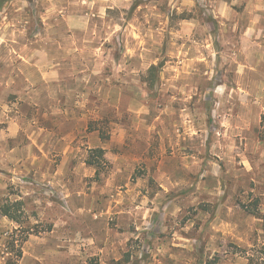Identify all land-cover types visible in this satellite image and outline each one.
<instances>
[{
    "label": "rangeland",
    "instance_id": "374dc122",
    "mask_svg": "<svg viewBox=\"0 0 264 264\" xmlns=\"http://www.w3.org/2000/svg\"><path fill=\"white\" fill-rule=\"evenodd\" d=\"M86 1H65L73 16L84 20L83 27L76 23L77 41L66 46L100 52L77 59L88 66L94 63L93 76L99 80L87 88L91 103L81 116L87 112L92 119L81 121V127L99 133L98 142L107 150L104 158L96 159L99 167L90 165L101 148L89 137L73 135L71 110L76 105L68 101L73 90L43 87L29 63L9 50L0 53V168H12L5 174L8 190L0 197V214L4 216L5 208L17 218L7 217L10 224L0 231V264H264V221L259 217L264 215V113L252 121L245 137L233 136L217 121L219 116L213 117L217 106L204 91L212 78L214 85L221 81V73H213L216 51H223V70H236L235 51L254 49L243 46L234 22L256 16L264 20V0H115L118 4L111 3L114 7L108 10ZM20 7L17 0L0 12V37L20 41L27 36L30 45L39 47L37 37L66 29L67 21L58 17L67 15L63 11L53 20L43 19L48 6L42 0L25 12ZM133 53L140 55L139 62L132 60ZM34 54L26 60L33 61ZM195 58V70L201 73L195 82L202 91L189 107L208 133L191 139L190 147L180 152L185 156L177 154L170 161L171 168L160 169L133 161L143 157L146 147L140 142L148 139L137 131V152L132 143L125 153L129 166L119 167L113 138L117 123L132 128L135 111L146 117L164 114L167 105L177 103L165 85L167 63L179 67ZM152 64L159 69L153 74L148 69ZM234 74L225 80L234 83ZM235 107L227 112L234 115ZM120 114L125 117L118 121ZM144 120L135 127L147 130ZM151 144L153 158L163 159L168 138L153 134ZM68 157L61 178L54 176ZM164 173L170 179H161ZM161 185L169 190L162 206L177 201L178 208L160 207L163 215L140 217L138 230L131 218L119 216L116 205L124 196L147 203L163 192ZM64 192L88 195L90 205L97 200L98 206L107 204L115 211L95 218L83 233L64 228L54 233V210L67 206Z\"/></svg>",
    "mask_w": 264,
    "mask_h": 264
},
{
    "label": "crops",
    "instance_id": "0c3cea01",
    "mask_svg": "<svg viewBox=\"0 0 264 264\" xmlns=\"http://www.w3.org/2000/svg\"><path fill=\"white\" fill-rule=\"evenodd\" d=\"M15 1L17 0H12L9 4H7V6L10 4L13 5ZM42 1H44L48 6L46 8L48 16L44 15L45 17L43 19L45 21L49 19L53 20L57 12L63 11L67 15L58 17H62L65 21H67L65 24L66 29L64 28L61 31H58L57 34H50V31H48L46 35L37 37L35 42L39 45V47L30 45L28 43L27 36L26 38L24 36L20 41L12 38L11 36L10 38L0 37V53L5 49L9 50L12 54H15V56H19L26 61V63H29L31 67L35 69L38 79L43 87H49L51 84L52 86H58L61 89H72L73 91L70 97H68V101L71 99L76 105L74 109L72 108L71 110L75 113L74 120L71 118L72 123H74V130H72L73 135L76 138L77 136L91 138L90 141L92 144H94L95 147L98 146V148H101L105 152V150H107V145L102 144L101 141L98 142L99 133L96 134L95 132H89L87 126L85 128L81 127V121L85 120L87 124L92 119V116L89 115V113L86 112L81 116V112L83 107H87L91 103L90 96L92 93L88 91L87 88H92L95 84H97L96 81H99L93 76V74L97 73V71L94 70L95 64L92 63L88 66L85 62H82V60L77 61L78 58L84 59L92 56V54L98 57L100 56V52L93 50L92 48L85 49L74 46H66V43L68 42L75 43L77 41L78 33L80 32H78V26L76 23L78 21L79 25L83 27L84 20H79L73 16L74 14L71 12V8L69 6L66 7V0ZM21 2L22 7H20L19 11H27L31 4L27 0H21ZM85 2L87 3L86 0ZM95 2L98 3L100 8L107 10L114 7L111 3H114V5L118 4L115 0H93V3ZM235 21H237L234 22L237 24L235 29L239 32L240 40L242 41L243 46H245V44H251L254 46V49L251 52H246L244 48L235 51L234 57L236 58V64L238 65L236 70H234V68H232V70L224 68L223 70L221 68L222 62L220 64L221 58L223 57V51H216V62H214L213 73L215 75L221 73V81L215 83L214 85V82H212L214 78H212L204 91H207L208 97H210L213 103L217 106L213 117L219 116L218 119L216 118L217 121L221 120V124L226 127L229 134L233 136L236 135L245 137L247 135V130L252 129V121L254 119L258 120L264 113V71L260 69L261 66L264 65V20H260V16H256L255 20ZM217 22L222 25L226 24V20H218ZM240 26H243L244 28L240 29ZM50 46H53L55 49L50 50ZM30 53L32 55L35 53L33 61H27L25 58ZM248 56L250 58H248ZM37 57H40V60L37 59ZM45 57H47L48 61L46 64L44 63ZM131 57L132 60L139 62V54L133 53ZM197 61H199L198 58L187 59L184 60L183 63H180L179 67L169 65V63H167L168 65L165 67L166 71H170L168 73V80H165V85L170 89V91L174 92L170 94L171 96L177 97L176 100L178 104H172L171 102L172 105H167L166 112L162 115L154 114L153 116L146 117L145 112L140 113L135 111L134 114L130 116L133 126L132 128L129 125L126 126L124 124L120 125L117 123L118 128L116 129V132H114L113 138L116 139V161L119 167L127 168L129 166L125 164L129 162L128 158L125 157V153L128 152L132 143L134 144L132 151L137 152V140L135 139L137 131H140L141 135L148 139H144L140 142L141 145L145 144L146 147L144 153L142 154L143 157H136L133 161H135V163L137 161H145L150 167L160 169H167V167L171 168L172 162L170 161H173L177 154L180 155L181 151L190 147L189 141L191 139L195 138L196 140H199V138L208 133L201 127L200 120L194 116V113L189 107L202 91L199 84L195 82V78L198 75H201L200 72H196L195 70L198 65ZM76 62L81 64L76 65ZM25 65L26 66L24 67L28 68L27 64ZM50 65L51 67H48ZM153 66L156 65L152 64V66H149L148 69ZM98 68L99 65L97 64L96 69ZM231 72H236V74H234L236 77L234 83L227 82V80H225ZM25 81H28V78H26ZM76 88L83 90H81V92H74ZM229 90L232 92L231 95L228 93ZM198 100H200V98ZM108 101L109 100H107L106 103ZM175 105L179 106L176 107ZM232 105L237 106V108L235 107L237 112L234 115H232L233 113L231 112H227L229 109L232 110ZM221 107L222 110L220 113ZM60 111L62 113H69L68 110L60 109ZM120 116V118L118 117V121L121 119L124 120L125 116L121 114ZM144 118L146 119L144 120ZM143 120L148 123V128H146L147 130H140L135 127V123H141ZM157 133L161 137L168 138L169 140L168 149L167 147L165 148L166 156H164L161 160H159V158H153L151 155L153 153V150H151V138L153 134L155 135ZM68 135L69 134L64 136ZM178 138L180 139V142H177ZM180 156L182 158L185 155L183 156L181 154ZM67 163H69V157L63 160L62 165H60L57 169L58 171L55 170L53 172L55 173L54 176L58 175V178H61V175H63L61 170H65ZM136 166L137 164H133V167ZM90 168H92V166ZM25 170H27V168H25ZM10 172H12V168L9 167V165H5L0 168V173H2L0 174V197L7 195L8 184L5 180V177L7 176L5 174ZM162 175L163 177L161 179L169 177L166 176L165 173ZM168 182L169 183L167 184H170V180H168ZM175 183L177 184V181H175ZM64 185L67 186L65 183ZM161 187L163 192L157 193L154 198L148 199L149 201L147 203L141 202L138 197L134 198L132 196V199L134 200L131 201V199L124 196V202L116 205L119 216L131 218L132 223L136 225V229L138 230L140 229V217L148 216L152 218L157 214L163 215V213H160V210H158L160 207L165 211L169 209V206L171 209L173 207L178 208L179 202L177 201H172L168 203V205L166 204L165 207L162 206V201L164 202L168 199L167 193L169 190L167 185H161ZM64 199L67 206L62 208L59 205V207L54 210V216L56 217L53 221L54 233L61 231L62 228H64V230L80 231V233H83V231L95 224V218H107L108 213L115 211L114 209L108 210L107 204L98 206L97 200H94L95 202L90 205V197L85 194L78 195L72 192H64ZM170 213H172V211H170ZM150 223L151 222H148L147 225ZM8 224H10V222L7 217L0 214V231L2 230L5 232Z\"/></svg>",
    "mask_w": 264,
    "mask_h": 264
},
{
    "label": "trees",
    "instance_id": "16d2710c",
    "mask_svg": "<svg viewBox=\"0 0 264 264\" xmlns=\"http://www.w3.org/2000/svg\"><path fill=\"white\" fill-rule=\"evenodd\" d=\"M12 0H0V12H2V10L7 6V4H9L10 2H11ZM31 5L32 4H35V2H36V0H27ZM157 70H159L158 69V67L157 66H153V67H151V69L149 70V71H151L152 72V74H153V72L154 71H157ZM150 72V73H151ZM155 76V75H154ZM153 82H154V80H153ZM96 155L97 156H94V160L92 159V160H90V162H89V164L90 165H92V166H95V167H99L98 165H97V162H96V159H99V158H104V156H105V152H104V150H102V149H99V150H96ZM99 174V173H98ZM2 213H3V215L4 216H6V217H8L9 219H11V220H14V221H17L16 219V217L15 216H13L12 215V213H11V211L9 210V209H5L4 208V210H2ZM263 221H264V215H262V216H259Z\"/></svg>",
    "mask_w": 264,
    "mask_h": 264
}]
</instances>
